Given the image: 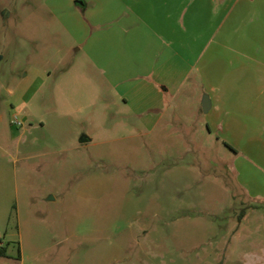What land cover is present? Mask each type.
<instances>
[{
	"label": "rangeland",
	"instance_id": "374dc122",
	"mask_svg": "<svg viewBox=\"0 0 264 264\" xmlns=\"http://www.w3.org/2000/svg\"><path fill=\"white\" fill-rule=\"evenodd\" d=\"M63 1L0 0V264H264L246 253L263 254L264 205L237 179L264 173L201 126L208 93L183 89L171 131L132 129L63 77Z\"/></svg>",
	"mask_w": 264,
	"mask_h": 264
},
{
	"label": "crops",
	"instance_id": "0c3cea01",
	"mask_svg": "<svg viewBox=\"0 0 264 264\" xmlns=\"http://www.w3.org/2000/svg\"><path fill=\"white\" fill-rule=\"evenodd\" d=\"M61 4L78 44L65 79L89 80L107 103L127 109L132 129L145 131L158 124L171 131L174 110L185 101L183 89L206 92L211 107L201 126L222 132L234 155L264 173V0ZM239 173V186L259 209L264 204L254 200L264 202V183L253 184L245 167ZM250 238L246 235L247 243ZM246 253L264 259V251Z\"/></svg>",
	"mask_w": 264,
	"mask_h": 264
},
{
	"label": "water",
	"instance_id": "95a60500",
	"mask_svg": "<svg viewBox=\"0 0 264 264\" xmlns=\"http://www.w3.org/2000/svg\"><path fill=\"white\" fill-rule=\"evenodd\" d=\"M203 109L205 112H208V110L211 107V99L208 94H205L202 100Z\"/></svg>",
	"mask_w": 264,
	"mask_h": 264
},
{
	"label": "trees",
	"instance_id": "16d2710c",
	"mask_svg": "<svg viewBox=\"0 0 264 264\" xmlns=\"http://www.w3.org/2000/svg\"><path fill=\"white\" fill-rule=\"evenodd\" d=\"M0 254L6 255L7 254L6 248H4V247L0 248Z\"/></svg>",
	"mask_w": 264,
	"mask_h": 264
}]
</instances>
